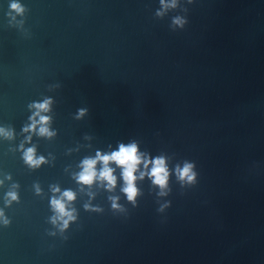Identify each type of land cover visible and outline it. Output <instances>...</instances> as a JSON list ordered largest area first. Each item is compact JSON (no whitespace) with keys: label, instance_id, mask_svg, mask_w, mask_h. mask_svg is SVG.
Segmentation results:
<instances>
[{"label":"water","instance_id":"obj_1","mask_svg":"<svg viewBox=\"0 0 264 264\" xmlns=\"http://www.w3.org/2000/svg\"><path fill=\"white\" fill-rule=\"evenodd\" d=\"M172 5L0 0V264H264V0ZM132 143L163 191L78 181Z\"/></svg>","mask_w":264,"mask_h":264},{"label":"clouds","instance_id":"obj_2","mask_svg":"<svg viewBox=\"0 0 264 264\" xmlns=\"http://www.w3.org/2000/svg\"><path fill=\"white\" fill-rule=\"evenodd\" d=\"M172 6H175V0H173ZM11 8L17 13H21L23 11L21 6L17 3L11 4ZM175 22L178 24L181 23L179 20ZM49 103L50 101H45L42 104L34 105V107L37 109L36 115L39 116L40 112L48 111ZM39 122L46 125L48 119L47 117L41 116ZM34 127L35 124H33V128ZM40 134L51 135L46 127L40 128ZM25 160L27 163L33 166H38L40 163H43V158H40L39 160L34 159V149L27 150L25 154ZM97 163H101L103 165L102 170L99 173L96 171ZM110 163H115L122 169V177L126 185L123 189V192L128 197L129 201H134L138 194L135 183L137 179L135 173L138 171V166L141 163H144L145 168L148 167L149 163L153 165L148 175L152 179L154 185L158 186L162 191L167 186L168 170L164 159L157 158L151 162L142 160L135 143L129 145L121 144L119 146V150L111 153L110 155H101L97 153L96 159L85 160L83 162V171L78 176V181L84 185H91L97 178H99L100 180L105 181L109 187V190H111L116 185V177L113 175L112 168L109 167ZM192 169L193 165L186 163L183 169L179 170V178L181 180L192 182L195 179V173ZM140 179H143V175L140 176ZM9 195L13 200L17 198L14 193H10ZM63 195L68 201L75 199V196L72 192H65ZM51 203L53 209L59 214L60 219L63 220L64 217H67V220H64V225L66 227L68 221L74 218L72 212L66 210V206L62 200L53 199ZM2 215L3 214L0 213V216Z\"/></svg>","mask_w":264,"mask_h":264}]
</instances>
